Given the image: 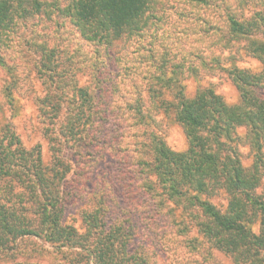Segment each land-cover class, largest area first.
Instances as JSON below:
<instances>
[{
	"label": "trees",
	"instance_id": "16d2710c",
	"mask_svg": "<svg viewBox=\"0 0 264 264\" xmlns=\"http://www.w3.org/2000/svg\"><path fill=\"white\" fill-rule=\"evenodd\" d=\"M58 2L0 0L5 74L13 77L12 52L21 51L17 27L46 25L27 47L26 78L39 91L12 78L0 98L13 110L15 93L30 99L50 157L45 163L41 144L26 148L12 124L2 125L0 253L38 239L53 250L40 251L71 264H211L215 251L232 264H264V0ZM242 54L261 71L240 69ZM219 70L238 104L213 88L185 96L182 82ZM84 74L90 85L80 83ZM160 113L183 130L185 151L157 133ZM219 190L224 211L208 200ZM172 205L186 217L178 221ZM71 208L80 228L67 223Z\"/></svg>",
	"mask_w": 264,
	"mask_h": 264
},
{
	"label": "rangeland",
	"instance_id": "374dc122",
	"mask_svg": "<svg viewBox=\"0 0 264 264\" xmlns=\"http://www.w3.org/2000/svg\"><path fill=\"white\" fill-rule=\"evenodd\" d=\"M53 3L58 2V0H49ZM60 4H63L64 0H59ZM59 3V2H58ZM65 5V3H64ZM58 23H62V20L59 19ZM51 29L55 27L54 24H47ZM46 27L45 24L41 23L37 19H33L26 24V26L19 25L16 29V36L14 37V43L19 45L18 49L21 50L17 54L12 52L13 61L10 63L15 68V72H12L13 77L5 74L0 71V86L8 83L11 79H17L19 81V86L28 87L35 86L36 92L39 91V86L37 82L32 80V77L26 74L29 71V68L33 65L32 57L27 49L28 44L32 42V31L34 29H39ZM59 29L62 33L63 38L69 36L68 33L63 31L62 24L59 26ZM51 34V33H50ZM53 36V35H52ZM113 52L116 54L122 53L121 45L119 43L115 44ZM240 69L247 70L251 73H259L261 71V64L245 54H242L237 60L236 64ZM79 81L82 85H90V79L87 74L80 76ZM184 88V94L186 97L191 98L195 93L203 88H213L215 92L222 97V99L230 106L236 105L240 102L239 93L230 81L227 74L224 71H217L210 73V75L190 78L182 82ZM168 100H171L168 94L165 93ZM14 105L15 109H11L7 104L0 98V129L2 125L6 122L12 124L20 136L23 144L26 148H31L36 144H41L44 155V162L48 163L50 161L49 151L47 143L44 139L41 138L39 134L38 125L35 121V107L32 105L30 99L26 96H21V93H15L14 95ZM13 110V111H12ZM158 122L157 133L160 134L167 146L175 152H183L187 149V141L183 130L173 119V115H163L159 114L156 116ZM237 135L243 140L245 138L246 130L244 128L237 129ZM238 154L240 155V160L242 165L245 168H248L252 165L253 156L245 141L239 143ZM259 193L261 190L258 191ZM208 200L214 205L217 209L224 211L227 207L228 197L223 190L217 191L213 196L209 197ZM174 207V212L176 219L181 221L186 217V214L182 211L181 208ZM67 223L73 224L74 226L80 228L81 222L74 208L69 209L67 212ZM187 223L192 226L191 235H195L196 231L193 228L192 221L187 220ZM254 233H258L259 225L256 222L252 226ZM13 245L10 252L6 254L0 253V264H12L14 262L29 263V264H71L68 256L62 254L49 253L48 251H53L49 245L43 244L38 239H27L19 244ZM45 248L48 251L41 250ZM199 254V253H197ZM214 263L211 264H232V261L227 256L221 254V252L215 251Z\"/></svg>",
	"mask_w": 264,
	"mask_h": 264
}]
</instances>
